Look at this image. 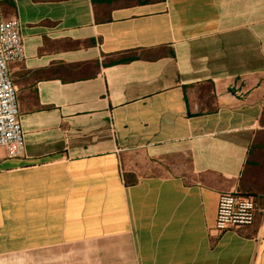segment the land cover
Here are the masks:
<instances>
[{"label": "crops", "instance_id": "crops-1", "mask_svg": "<svg viewBox=\"0 0 264 264\" xmlns=\"http://www.w3.org/2000/svg\"><path fill=\"white\" fill-rule=\"evenodd\" d=\"M11 1L25 150L0 147V264H264V170L246 180L254 224L214 229L263 129L264 0L108 22L92 0Z\"/></svg>", "mask_w": 264, "mask_h": 264}, {"label": "built area", "instance_id": "built-area-1", "mask_svg": "<svg viewBox=\"0 0 264 264\" xmlns=\"http://www.w3.org/2000/svg\"><path fill=\"white\" fill-rule=\"evenodd\" d=\"M25 59L21 24L17 18L3 19L0 13V147L8 157L24 154L25 139L20 120L18 88L14 84L9 65ZM257 204L253 197L240 191L220 194L214 229L225 232L252 226Z\"/></svg>", "mask_w": 264, "mask_h": 264}, {"label": "trees", "instance_id": "trees-1", "mask_svg": "<svg viewBox=\"0 0 264 264\" xmlns=\"http://www.w3.org/2000/svg\"><path fill=\"white\" fill-rule=\"evenodd\" d=\"M162 0H92L94 5V11L96 19L100 22H108L111 20L112 11L119 6H132L155 3ZM15 11V5L11 0L0 1V13L3 19H8L7 13ZM212 104V97L208 98L207 107L210 108ZM263 129L259 130L253 143L250 147L248 159L245 167L244 176L241 183V190L244 195L253 197L256 199L254 191L247 190L246 180L248 179L252 170H264V114L260 121Z\"/></svg>", "mask_w": 264, "mask_h": 264}]
</instances>
